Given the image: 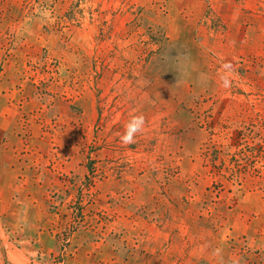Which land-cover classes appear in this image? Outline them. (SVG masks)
<instances>
[{"label":"rangeland","instance_id":"obj_1","mask_svg":"<svg viewBox=\"0 0 264 264\" xmlns=\"http://www.w3.org/2000/svg\"><path fill=\"white\" fill-rule=\"evenodd\" d=\"M0 264H264V0H0Z\"/></svg>","mask_w":264,"mask_h":264},{"label":"clouds","instance_id":"obj_2","mask_svg":"<svg viewBox=\"0 0 264 264\" xmlns=\"http://www.w3.org/2000/svg\"><path fill=\"white\" fill-rule=\"evenodd\" d=\"M145 117L143 114L133 115L124 125V131L119 139L123 145H131L136 142V137L143 133L145 128Z\"/></svg>","mask_w":264,"mask_h":264},{"label":"crops","instance_id":"obj_3","mask_svg":"<svg viewBox=\"0 0 264 264\" xmlns=\"http://www.w3.org/2000/svg\"><path fill=\"white\" fill-rule=\"evenodd\" d=\"M9 258H10V256H9Z\"/></svg>","mask_w":264,"mask_h":264}]
</instances>
